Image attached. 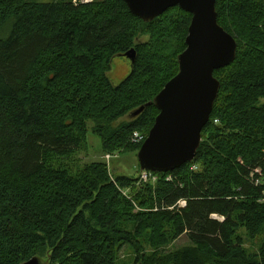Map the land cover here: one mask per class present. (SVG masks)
<instances>
[{"label": "trees", "instance_id": "16d2710c", "mask_svg": "<svg viewBox=\"0 0 264 264\" xmlns=\"http://www.w3.org/2000/svg\"><path fill=\"white\" fill-rule=\"evenodd\" d=\"M215 8L235 60L213 73L220 89L195 159L150 185L139 165L135 176L75 165L89 130L102 155L138 152L131 140L145 141L159 115L153 100L178 74L191 16L174 7L144 23L124 0H0V264H264V0ZM131 50L114 86L111 60ZM241 231L262 238L257 252ZM182 235L188 245L158 251Z\"/></svg>", "mask_w": 264, "mask_h": 264}, {"label": "water", "instance_id": "95a60500", "mask_svg": "<svg viewBox=\"0 0 264 264\" xmlns=\"http://www.w3.org/2000/svg\"><path fill=\"white\" fill-rule=\"evenodd\" d=\"M130 13L150 23L168 9L178 7L191 16L186 49L178 57V74L154 98L159 111L154 125L137 152L141 172L168 173L191 163L210 121L220 83L213 76L234 62L235 39L218 25L217 0H124ZM120 57L132 64L135 51ZM147 104L146 106H149ZM145 107L131 116L136 118ZM22 264L42 263L33 257Z\"/></svg>", "mask_w": 264, "mask_h": 264}, {"label": "rangeland", "instance_id": "374dc122", "mask_svg": "<svg viewBox=\"0 0 264 264\" xmlns=\"http://www.w3.org/2000/svg\"><path fill=\"white\" fill-rule=\"evenodd\" d=\"M28 2H33V3H39V4H50L53 2L57 1H65L68 2L69 0H27ZM92 2V0H90ZM96 1H101V0H96ZM71 2H84V0H71ZM9 36V32H1L0 33V39H5ZM148 41V36H140L136 38L135 42L136 43H145ZM131 72V63L127 58L124 57H114L111 60L110 64V70L107 74L108 79L110 82L114 85L117 86L118 84L122 83L130 74ZM132 116H125L118 120L115 124H119L122 122H126L127 120H131ZM93 122H88V127L91 128L93 126ZM87 141H88V148L81 152L78 155V160H80L81 163L76 164L75 166H80L83 163L87 162H98V161H103L107 163V168L110 171L112 175L119 176V175H125V176H135V171L137 169L138 161H137V153H113L110 157L109 161L105 160V156L107 155H102L101 152V142L100 139L94 135L91 134L90 130L87 136ZM104 156V158H103ZM192 171L197 170V166H193ZM161 174V173H159ZM153 177H155V181L149 182L150 185H155V182L158 180V176L152 173ZM167 180H170L171 178L169 176L166 177ZM220 217L218 216L216 220H219ZM240 235L243 238L244 242V247L247 249L250 253L257 252V248L259 244L262 241V238H255V239H249L244 232H240ZM188 245V239L186 235H182L180 238L176 239L175 241L171 242L169 245L166 247L160 248L158 251L162 252H170L173 250H176L178 248L184 247ZM146 254L152 253L150 248L146 246ZM122 260L124 258L125 262L132 261L136 259V255L133 253V251L130 248H127L126 250L123 251L122 255Z\"/></svg>", "mask_w": 264, "mask_h": 264}, {"label": "built area", "instance_id": "2783aa9c", "mask_svg": "<svg viewBox=\"0 0 264 264\" xmlns=\"http://www.w3.org/2000/svg\"><path fill=\"white\" fill-rule=\"evenodd\" d=\"M90 0H84V2L82 3H90ZM132 143L134 144H142L144 142V137L141 134H135L134 135V139L131 140ZM105 160L109 161L110 160V156L106 155L105 156ZM138 184H148L151 181H155V177H153L152 173L147 172V171H143L140 172L139 174V178H138ZM120 193L122 196L126 197L127 199H129V191L126 189H119ZM186 207V202L185 201H179L176 204V208L178 210L184 209ZM218 216L213 215L211 218H213L214 220H216ZM219 222L223 221V218L220 217L219 220H217Z\"/></svg>", "mask_w": 264, "mask_h": 264}, {"label": "bare ground", "instance_id": "6f19581e", "mask_svg": "<svg viewBox=\"0 0 264 264\" xmlns=\"http://www.w3.org/2000/svg\"><path fill=\"white\" fill-rule=\"evenodd\" d=\"M155 20V19H154Z\"/></svg>", "mask_w": 264, "mask_h": 264}]
</instances>
